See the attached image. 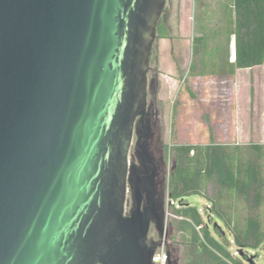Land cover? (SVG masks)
<instances>
[{
    "label": "water",
    "instance_id": "95a60500",
    "mask_svg": "<svg viewBox=\"0 0 264 264\" xmlns=\"http://www.w3.org/2000/svg\"><path fill=\"white\" fill-rule=\"evenodd\" d=\"M165 6L0 0V264H154L166 208L129 157Z\"/></svg>",
    "mask_w": 264,
    "mask_h": 264
},
{
    "label": "rangeland",
    "instance_id": "374dc122",
    "mask_svg": "<svg viewBox=\"0 0 264 264\" xmlns=\"http://www.w3.org/2000/svg\"><path fill=\"white\" fill-rule=\"evenodd\" d=\"M232 4L233 0H166L161 21L168 27L170 38L154 41L147 72L150 83L147 100L148 104H156L162 122V132L157 131L151 150L157 159L163 156L166 162L167 197L172 146L264 145V65L236 70L234 76L228 73L227 63L234 60L235 51L234 38L228 32L232 27ZM201 37L206 40V57L193 56V43ZM206 192L211 197L212 187ZM128 199L132 205L130 193ZM187 202L199 209L207 223L204 210L211 206L208 199L192 195ZM166 212L170 214L167 228L170 250L174 260L183 259L184 247L174 245L171 239V223L176 218L172 206H166ZM149 238L159 241L154 228ZM230 249L236 255L235 246ZM248 255L257 256L255 264H264V249L250 250Z\"/></svg>",
    "mask_w": 264,
    "mask_h": 264
},
{
    "label": "trees",
    "instance_id": "16d2710c",
    "mask_svg": "<svg viewBox=\"0 0 264 264\" xmlns=\"http://www.w3.org/2000/svg\"><path fill=\"white\" fill-rule=\"evenodd\" d=\"M230 14L228 32L234 38L235 61L227 65L234 76L236 70L264 65V0H233ZM157 38H170L162 21ZM202 54L208 55L203 37L193 43V56ZM169 155L167 190L176 203L171 239L185 250L184 258L175 259V264H247L250 259L255 264L257 256H249V251L264 249V145L176 144ZM210 186L213 195L207 197ZM192 195L211 203L204 210L207 223L199 209L187 202ZM233 245L236 255L230 249Z\"/></svg>",
    "mask_w": 264,
    "mask_h": 264
},
{
    "label": "flooded vegetation",
    "instance_id": "af4514ba",
    "mask_svg": "<svg viewBox=\"0 0 264 264\" xmlns=\"http://www.w3.org/2000/svg\"><path fill=\"white\" fill-rule=\"evenodd\" d=\"M136 125L138 126V134L136 133L134 136V141H133L134 154L131 155V151L133 149V145H132L129 160L136 167L135 171L137 175H139V177L144 178L146 182H149V177L155 175L156 198L160 202H162L163 200L162 204H164V207L166 208L167 196H166V184L164 177L166 162L163 156L157 159L151 150V147L155 145L154 143L156 140L157 131L162 132V128H160V126H162V122L159 117V111L158 108L156 107V104L152 102L148 104L145 118L140 121H137ZM146 141L148 144L149 152L154 157V162L152 165L150 164L141 165L140 160L137 156V145L142 146L143 143ZM131 207H132L131 201L129 200V209H131ZM152 228L154 227L153 226L151 227L150 233Z\"/></svg>",
    "mask_w": 264,
    "mask_h": 264
},
{
    "label": "built area",
    "instance_id": "2783aa9c",
    "mask_svg": "<svg viewBox=\"0 0 264 264\" xmlns=\"http://www.w3.org/2000/svg\"><path fill=\"white\" fill-rule=\"evenodd\" d=\"M167 203L168 207L175 205V201L168 199ZM169 213L166 212V222H165V230L162 239L160 240V245L157 247L153 259L154 264H175L174 262V256L171 253L169 241L167 239V228H168V217ZM174 217V216H173ZM200 227L198 228V230Z\"/></svg>",
    "mask_w": 264,
    "mask_h": 264
},
{
    "label": "crops",
    "instance_id": "0c3cea01",
    "mask_svg": "<svg viewBox=\"0 0 264 264\" xmlns=\"http://www.w3.org/2000/svg\"><path fill=\"white\" fill-rule=\"evenodd\" d=\"M235 61V53H234V60L233 61H231V63H233ZM208 205H209V203H208Z\"/></svg>",
    "mask_w": 264,
    "mask_h": 264
}]
</instances>
